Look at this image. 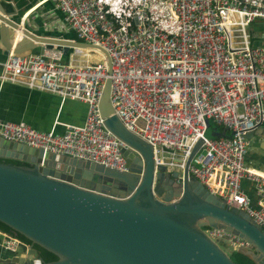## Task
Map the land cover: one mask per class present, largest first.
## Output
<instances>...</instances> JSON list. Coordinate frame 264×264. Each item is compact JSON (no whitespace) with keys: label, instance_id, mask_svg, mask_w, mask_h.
I'll list each match as a JSON object with an SVG mask.
<instances>
[{"label":"built area","instance_id":"1","mask_svg":"<svg viewBox=\"0 0 264 264\" xmlns=\"http://www.w3.org/2000/svg\"><path fill=\"white\" fill-rule=\"evenodd\" d=\"M59 30L96 44L103 53L88 59L80 48L66 53L54 44L0 59V82L19 81L77 99L86 109L81 123L38 130L24 121L0 118V136L75 158L127 170L124 145L104 124L98 101L105 77L109 99L123 126L148 142L152 162L179 179L187 173L227 207L245 211L264 231V177L246 163L244 133L264 125V44H253L247 26L264 20V0H53ZM211 121L228 133L209 135ZM253 183L252 199L241 185ZM213 241L230 250L251 244L222 227L202 225ZM2 245H27L1 231Z\"/></svg>","mask_w":264,"mask_h":264},{"label":"water","instance_id":"2","mask_svg":"<svg viewBox=\"0 0 264 264\" xmlns=\"http://www.w3.org/2000/svg\"><path fill=\"white\" fill-rule=\"evenodd\" d=\"M2 1L0 0V3ZM0 4L2 53L26 54L43 46L97 48L106 71L105 50L75 37L32 30L22 11ZM14 30L23 38L13 42ZM110 78L103 81L98 101L105 126L127 146H120L127 170L43 150L0 136V157L29 165L0 161V221L29 240L14 250H0V264H236L202 225L222 227L251 244L264 264V231L245 211L227 207L194 176L186 158L180 178L177 171L153 166L151 146L119 121L109 99ZM211 134L207 130L205 135ZM222 134V133H220ZM244 136L264 143V125ZM33 244L56 254L44 261Z\"/></svg>","mask_w":264,"mask_h":264},{"label":"crops","instance_id":"3","mask_svg":"<svg viewBox=\"0 0 264 264\" xmlns=\"http://www.w3.org/2000/svg\"><path fill=\"white\" fill-rule=\"evenodd\" d=\"M1 3L9 11L12 9V5H16L17 9L23 8L22 18L35 32L57 34L55 32L61 31L59 30L61 14L54 8L53 0H3ZM249 31L253 44H264V20L254 19L251 21ZM1 47L0 41V59L3 57ZM85 109L84 102L77 99L65 98L61 100L56 93L28 87L19 81L4 80L0 82V118L4 120L24 121L38 130H47L54 126L56 132H61L65 122L81 123ZM253 139L254 141L250 140L249 147H247L246 163L264 173V169L255 166V164L264 166V143L260 137L254 136ZM241 185L245 192L252 197L253 183L251 180L243 177ZM1 231L4 230L0 229ZM10 234L15 235L14 233ZM2 237L0 234L1 251L5 249L1 243Z\"/></svg>","mask_w":264,"mask_h":264},{"label":"trees","instance_id":"4","mask_svg":"<svg viewBox=\"0 0 264 264\" xmlns=\"http://www.w3.org/2000/svg\"><path fill=\"white\" fill-rule=\"evenodd\" d=\"M55 33H60V32H55ZM64 36H68V37H75V34L71 31V30H67L63 32ZM70 50V48L66 51V53ZM5 54H3L4 57ZM1 57V58H3ZM207 131L211 134H220V133H225L226 132V128L221 127L215 123H212L211 121H208L207 123ZM0 161H4V162H10L13 164H17V165H29L28 162L19 160V159H15V158H7V157H0ZM251 197V196H250ZM252 199V197H251ZM0 229L10 232V233H14L17 237H19L20 239H22L23 241H25L26 243H29V240L27 238H25V236H23L20 233H16L14 232L8 225H6L5 223L0 221ZM33 246L36 248L38 255L41 257L42 260L44 261H48V260H52L56 258V254H54L53 252H51L48 249H45L37 244H33ZM228 255L229 257L236 263V264H252L253 260L250 258V256L246 253H244L242 250H230L228 251Z\"/></svg>","mask_w":264,"mask_h":264},{"label":"bare ground","instance_id":"5","mask_svg":"<svg viewBox=\"0 0 264 264\" xmlns=\"http://www.w3.org/2000/svg\"><path fill=\"white\" fill-rule=\"evenodd\" d=\"M0 4H1V6H2V3H0ZM2 7H3V6H2ZM3 8H4V7H3ZM4 10H6V9L4 8ZM6 11H9V10H6ZM12 32H13V39H14L13 42H16V41L19 40L20 38H23V34H22L21 30H20V31L14 30V31H12ZM81 51H82V52L85 51L86 53H89V58H91V57H96V58H98V57L100 56V54H99L98 52H96V51H94V52H89V48H88V46L82 48ZM253 170H254L257 174H260L261 176L264 177V173H263V172L257 170L256 168H253Z\"/></svg>","mask_w":264,"mask_h":264},{"label":"rangeland","instance_id":"6","mask_svg":"<svg viewBox=\"0 0 264 264\" xmlns=\"http://www.w3.org/2000/svg\"><path fill=\"white\" fill-rule=\"evenodd\" d=\"M1 1H3V0H1ZM38 12H39V11H38ZM247 28L249 29V25L247 26ZM89 52H93V51H89ZM85 53H86V52H85ZM87 57H88V59H91V60H93V58H94V57L89 58V53H87ZM248 147H249V146H248ZM255 166H256L257 168H262V169H264V166L257 165V164H255ZM255 166H254V167H255ZM220 246L222 247V249H223L226 253H228L229 248H228L227 245L225 246V244L221 242V243H220ZM250 249H251V248H250ZM249 253H250V255L252 254L253 257L258 256V251L255 250V249H251ZM251 259H252V258H251ZM252 260H253L252 264H257V262H256L254 259H252Z\"/></svg>","mask_w":264,"mask_h":264}]
</instances>
